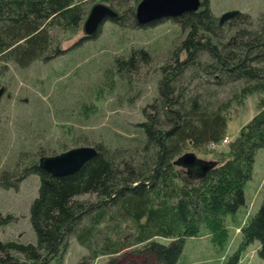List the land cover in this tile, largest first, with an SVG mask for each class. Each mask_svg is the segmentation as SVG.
<instances>
[{"label":"trees","instance_id":"16d2710c","mask_svg":"<svg viewBox=\"0 0 264 264\" xmlns=\"http://www.w3.org/2000/svg\"><path fill=\"white\" fill-rule=\"evenodd\" d=\"M91 1L0 0V79L10 65L27 68L47 62L97 36L101 30L62 47L83 25ZM109 1L118 17L105 22L146 27L135 18L142 0ZM207 4L204 0L198 11L172 18L183 39L158 68L159 96L142 109L145 120L135 125L140 137L133 147L93 141L96 156L63 177H52L36 161L19 176H14L16 171L3 174L4 187H16L30 173L39 176L40 184L30 206L37 243L0 239V264H49L61 259L70 238L89 251L90 261L137 246L135 255L159 264H177L186 238L205 229L215 241L218 233V240L226 241L225 220L246 204L245 186L257 153L264 150V98L259 113L231 144L229 157L215 161L204 178L174 161L190 145L218 144L226 136L231 106L264 93V15L256 20L237 12L221 23ZM154 59L145 47L135 46L116 56L107 72L131 88L141 66L151 67ZM7 177L13 181L7 182ZM85 195L96 200L81 199ZM12 220V215L0 212V228ZM239 230L240 248L223 264H238L241 253L255 241L264 262V198Z\"/></svg>","mask_w":264,"mask_h":264},{"label":"rangeland","instance_id":"374dc122","mask_svg":"<svg viewBox=\"0 0 264 264\" xmlns=\"http://www.w3.org/2000/svg\"><path fill=\"white\" fill-rule=\"evenodd\" d=\"M98 3L112 6L109 0H93L90 9ZM207 5L218 18L228 12L249 13L256 20L264 15V0H208ZM99 30L97 36L50 61H38L27 68L10 65L9 72L1 77L0 90L4 91L0 95V178L15 171L14 176H19L24 167L38 163L42 154L58 155L95 142L123 148L134 146L140 137L135 125L145 120L142 109L159 96L158 68L183 39V34L171 18L142 28H125L107 21ZM83 35L82 25L71 39L63 42V49ZM135 46L145 47L155 59L151 67L141 66L130 88L107 70L116 56L127 54ZM262 98L264 93H256L241 105L233 104L227 111L226 136L215 145L198 148L190 145L186 153H194L206 161L227 159L231 144L259 113ZM20 157L23 161L18 164ZM6 181L13 180L7 177ZM39 184V176L33 173L18 181L16 187L0 184V212L13 216L9 224L0 228L1 240L37 243L30 224V206ZM245 195L246 204L234 217L225 220L226 241L218 240L220 233L215 241L208 229L189 236L177 264H223L226 257L240 248L239 227L248 223L264 198V150L256 155ZM81 199L96 200L93 195ZM157 240L165 244L170 241ZM258 247L257 241L248 246L238 264H264L257 253ZM136 249L137 246L90 261L86 259L89 251L70 238L61 259L49 264H159L152 257L135 255Z\"/></svg>","mask_w":264,"mask_h":264},{"label":"water","instance_id":"95a60500","mask_svg":"<svg viewBox=\"0 0 264 264\" xmlns=\"http://www.w3.org/2000/svg\"><path fill=\"white\" fill-rule=\"evenodd\" d=\"M202 7L201 0H142L136 7L135 18L140 26H147L165 18H177L189 12H196ZM237 12H228L221 16L220 22L233 18ZM118 17L109 5L95 4L83 23L86 36H94L106 19ZM4 90H0V95ZM93 146H80L58 155L42 156L39 167L52 177H63L79 171L89 160L96 156ZM215 161L200 159L194 153H185L174 161V165L187 169L197 178H204L215 166Z\"/></svg>","mask_w":264,"mask_h":264},{"label":"flooded vegetation","instance_id":"af4514ba","mask_svg":"<svg viewBox=\"0 0 264 264\" xmlns=\"http://www.w3.org/2000/svg\"><path fill=\"white\" fill-rule=\"evenodd\" d=\"M201 1H203V0H201ZM203 3V2H202ZM4 90V89H3Z\"/></svg>","mask_w":264,"mask_h":264}]
</instances>
